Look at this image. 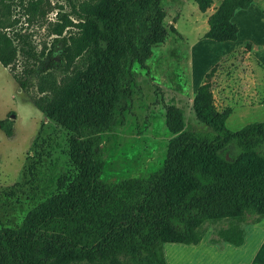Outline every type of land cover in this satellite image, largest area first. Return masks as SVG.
<instances>
[{
    "label": "trees",
    "instance_id": "trees-1",
    "mask_svg": "<svg viewBox=\"0 0 264 264\" xmlns=\"http://www.w3.org/2000/svg\"><path fill=\"white\" fill-rule=\"evenodd\" d=\"M160 1L82 0L77 22L63 16L49 24V46L38 48L25 34L8 32L16 20L10 21L9 2L0 0V64L14 70L21 55L13 78L22 90L35 79L31 102L67 131L71 165L18 228H0V264H168L163 244L201 243L209 223V243L240 246L246 226L264 222V120L236 131L226 127L231 108L214 104L215 66L192 101L207 130H185L182 110L167 104L172 137L162 167L147 178L101 179V132L114 123L117 106L127 109L132 93L122 80L124 62L129 57L146 67L152 46L168 34ZM194 2L206 12L213 0ZM252 2L221 0L207 17L205 37L235 41L233 16ZM21 5L37 21L47 13L42 0ZM149 6L154 12L135 45L128 39L138 34L136 14ZM68 27L74 28L65 32ZM12 126V120H0L6 136Z\"/></svg>",
    "mask_w": 264,
    "mask_h": 264
},
{
    "label": "rangeland",
    "instance_id": "rangeland-1",
    "mask_svg": "<svg viewBox=\"0 0 264 264\" xmlns=\"http://www.w3.org/2000/svg\"><path fill=\"white\" fill-rule=\"evenodd\" d=\"M7 1L11 5L10 21L16 20L8 32L25 34L30 44L38 46L46 42L49 46L52 38L48 35L49 24L63 16L77 22L75 10L82 0H42L47 13L39 21L26 15L25 2L21 5L24 0ZM220 2L213 0L206 12H201L194 0L160 1L168 34L162 43L152 46L146 67L129 57L124 62L122 80L130 82L132 93L127 109L121 112L117 106L114 123L101 132L103 181L147 178L162 167L172 137L165 125L167 104L182 110L185 130L208 129L196 119L192 101L205 73L213 66L214 104L218 110L231 108L226 127L236 131L264 120V0H253L255 6L249 12L235 14L240 35L233 44L234 41L217 42L205 37L207 17ZM153 12V6H149L136 14L138 34L128 39L133 44L139 45V37ZM68 28L65 32L74 27ZM18 59L14 70L0 64V120L7 118L13 122L10 136L0 129V228H18L27 212L55 191L57 179L71 170L68 133L32 104L37 95L34 78L26 89L18 87L13 78V73L22 68L21 55ZM213 226L207 224L204 244ZM249 229L257 230L255 241L259 240L254 255L264 262V222L247 225L246 230ZM169 245L166 249L169 263H192L191 244ZM177 253L183 254L184 259L177 257ZM218 261L211 256L199 264L231 263Z\"/></svg>",
    "mask_w": 264,
    "mask_h": 264
},
{
    "label": "crops",
    "instance_id": "crops-1",
    "mask_svg": "<svg viewBox=\"0 0 264 264\" xmlns=\"http://www.w3.org/2000/svg\"><path fill=\"white\" fill-rule=\"evenodd\" d=\"M255 1V0H254ZM253 5L255 6V2H252V4L246 8V9H241L238 10L235 14L237 13H242L245 12H249L253 7ZM258 6V5H257ZM233 21L235 22V15L233 16ZM237 24V26H239L238 22H235ZM240 26L238 28V32L240 33ZM243 34V32H242ZM240 35V34H238ZM238 40V36L237 39L234 42H231V44L236 43ZM227 42V41H225ZM249 226V225H248ZM257 227V226H256ZM257 230H246V235H245V239L242 245L240 246H235L231 243H223L221 246L216 245V244H211L207 241L206 244H204V237L203 239L200 241L201 243L198 244H191L190 245V249L191 252L189 253V257L192 260L191 264H199V262L201 261H205L207 262L211 256H216V258L218 260H223V261H228L230 260V264H259L260 262H263L262 260H259V255L256 256L254 255V252L256 251V245L259 239H257L255 241V233ZM170 243H164L163 244V253H164V257L165 260L168 264L169 261L167 260L168 254L166 252L167 247H171V245H169ZM181 244V243H180ZM250 251V255L247 254V252ZM177 257H179L181 260L184 259V256H182L183 254H176ZM182 256V257H181ZM218 261V262H220Z\"/></svg>",
    "mask_w": 264,
    "mask_h": 264
}]
</instances>
